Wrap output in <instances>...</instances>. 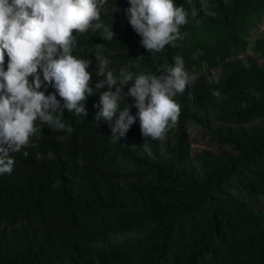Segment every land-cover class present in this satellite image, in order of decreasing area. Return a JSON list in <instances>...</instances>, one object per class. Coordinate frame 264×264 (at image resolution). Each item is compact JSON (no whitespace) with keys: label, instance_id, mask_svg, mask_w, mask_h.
I'll return each instance as SVG.
<instances>
[{"label":"trees","instance_id":"16d2710c","mask_svg":"<svg viewBox=\"0 0 264 264\" xmlns=\"http://www.w3.org/2000/svg\"><path fill=\"white\" fill-rule=\"evenodd\" d=\"M173 3L188 13L175 47L146 50L128 23V0H106L101 19L114 38L89 30L77 36L73 55L92 62L93 86L103 79L96 57L133 80L161 74L177 55L189 75L206 68L174 97L178 124L163 141L143 138L138 117L125 135H112L118 113L96 120V94L84 103L86 116L63 109L70 135L42 125L37 146L12 153L11 174L0 175V264H264V63L245 55L264 60V37L249 40L264 0ZM7 62L5 55V70ZM39 90L62 108L52 85ZM133 104L128 97L121 109L135 117ZM190 124L221 150L192 154Z\"/></svg>","mask_w":264,"mask_h":264},{"label":"clouds","instance_id":"9594fccd","mask_svg":"<svg viewBox=\"0 0 264 264\" xmlns=\"http://www.w3.org/2000/svg\"><path fill=\"white\" fill-rule=\"evenodd\" d=\"M105 3L106 0H0V175L11 174L15 164L12 153L37 146L33 138H40L42 125L70 135L74 129L62 119L63 109L86 116L84 103L96 94L100 107L96 120L112 122L118 113L110 127L112 135H125L138 117L143 138L163 141L178 124L181 106L174 97L182 94L192 80L181 56L173 57L174 66L163 69L161 74H141L134 80L125 69L115 75L107 58L96 57L95 75L103 79L93 86L89 71L92 62L73 55L77 36L89 30L103 29L104 39L114 38L112 29L101 19ZM128 4V23L146 50L160 52L166 45L175 47V42L186 35L180 28L188 23V13L173 0H128ZM129 81L134 83L125 93L124 86ZM49 84L64 101L62 108L54 94L46 96L39 90ZM105 86L108 90L101 92ZM211 95L221 98L219 90ZM128 97L134 100L131 107L137 109L135 117L129 106L121 109ZM65 138L57 137L60 141ZM23 155L27 157L29 153L23 151ZM47 158H54L51 151ZM36 159L43 156L37 153Z\"/></svg>","mask_w":264,"mask_h":264},{"label":"rangeland","instance_id":"374dc122","mask_svg":"<svg viewBox=\"0 0 264 264\" xmlns=\"http://www.w3.org/2000/svg\"><path fill=\"white\" fill-rule=\"evenodd\" d=\"M264 37V18L260 25H258L252 32L249 38L250 42H252L256 37ZM245 55H250L253 59H255L258 63H264V60L259 58L257 54L252 53L251 50H248ZM206 68H203L201 71H206ZM201 71L192 72L190 74L191 78L194 79L199 76ZM210 74L217 77L219 74V70L212 69L209 70ZM189 133L191 138V149L192 154L197 153L198 151L205 149L214 152H219L220 146L213 140L212 136L205 132V130L195 124H190ZM260 202H264V198L260 200Z\"/></svg>","mask_w":264,"mask_h":264}]
</instances>
